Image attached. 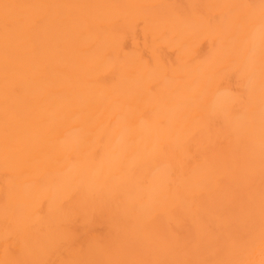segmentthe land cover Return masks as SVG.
I'll list each match as a JSON object with an SVG mask.
<instances>
[{"label":"bare ground","instance_id":"1","mask_svg":"<svg viewBox=\"0 0 264 264\" xmlns=\"http://www.w3.org/2000/svg\"><path fill=\"white\" fill-rule=\"evenodd\" d=\"M0 264H264V0H0Z\"/></svg>","mask_w":264,"mask_h":264}]
</instances>
